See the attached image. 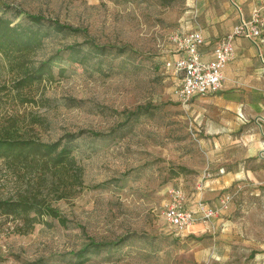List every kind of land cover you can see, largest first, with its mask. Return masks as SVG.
<instances>
[{
	"label": "rangeland",
	"instance_id": "rangeland-1",
	"mask_svg": "<svg viewBox=\"0 0 264 264\" xmlns=\"http://www.w3.org/2000/svg\"><path fill=\"white\" fill-rule=\"evenodd\" d=\"M2 6L15 22L43 14L83 32L47 38L36 59L56 55L53 73L22 95L3 94L0 129L45 142L86 134L75 142L79 186L20 178L0 160V198L36 187L62 218L22 233L0 216V264H264V79L233 80L241 112L221 91L181 102L180 75L166 61L177 54L170 36L184 0H0V14ZM78 42L84 58L67 52ZM95 44L116 49L98 55ZM14 76L0 54V86ZM145 105L148 114L127 120ZM180 190L187 207L214 205L217 215L172 226L166 213ZM122 237L78 256L90 241Z\"/></svg>",
	"mask_w": 264,
	"mask_h": 264
},
{
	"label": "trees",
	"instance_id": "trees-1",
	"mask_svg": "<svg viewBox=\"0 0 264 264\" xmlns=\"http://www.w3.org/2000/svg\"><path fill=\"white\" fill-rule=\"evenodd\" d=\"M2 7L0 54L6 58L15 76L11 86H0V99L3 94L12 91L22 95L25 89L31 90L53 73L52 62L56 55L43 60L36 59V54L44 46L47 38L53 34L83 32L78 27L43 14L25 13L21 21L15 22V19L7 15L10 10L8 6ZM91 48L96 54L104 56L116 49L96 44L91 45ZM66 49L71 56L84 58V42L67 45ZM119 50V53L126 51L125 47ZM23 101H34V99L24 98ZM151 108L152 105L139 106L130 112L127 120L148 114ZM84 134L86 131L67 133L57 141L45 142L35 137L24 136L5 126L0 129V160L11 173L20 178L39 175L42 180L52 177V183L57 182L58 186L64 185L69 188L79 186L82 185L84 169L77 161L75 142ZM92 135L100 137L102 133L92 132ZM0 216L20 222L16 228L22 233H27L35 222H40L45 216L62 219L59 210L36 187L26 189L21 187L13 196L0 198ZM129 238L122 237L109 242L90 241L80 250L78 256L117 247Z\"/></svg>",
	"mask_w": 264,
	"mask_h": 264
},
{
	"label": "built area",
	"instance_id": "built-area-1",
	"mask_svg": "<svg viewBox=\"0 0 264 264\" xmlns=\"http://www.w3.org/2000/svg\"><path fill=\"white\" fill-rule=\"evenodd\" d=\"M264 32V9L255 8L248 20L241 21L230 33L223 36L214 49L210 60L203 58L202 47L205 36L201 31H174L170 42L177 56L166 61V67L180 75V83L175 89V95L184 103L197 96L214 94L223 88L226 78V68L235 58V40L244 37L252 42L262 38ZM185 196L178 191L170 201L167 218L170 224L184 228L201 218L209 219L217 215L216 206L200 205L191 209L185 204Z\"/></svg>",
	"mask_w": 264,
	"mask_h": 264
},
{
	"label": "crops",
	"instance_id": "crops-1",
	"mask_svg": "<svg viewBox=\"0 0 264 264\" xmlns=\"http://www.w3.org/2000/svg\"><path fill=\"white\" fill-rule=\"evenodd\" d=\"M255 8L264 9V0H184V10L176 27L182 32L201 31L206 40L202 47L203 58L210 60L218 41L233 31L241 21L250 19ZM235 48V58L225 71L226 78L220 90V98L225 102L232 100L226 105L228 110L241 112L243 101L238 104L233 100L239 94L230 85L233 80L246 75L257 80L264 79V32L256 42L244 37L236 38ZM190 208L198 209V206Z\"/></svg>",
	"mask_w": 264,
	"mask_h": 264
}]
</instances>
